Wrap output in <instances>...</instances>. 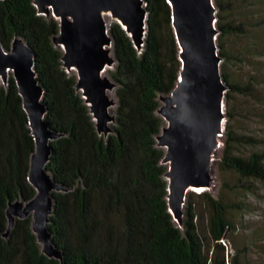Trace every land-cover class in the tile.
Returning <instances> with one entry per match:
<instances>
[{
  "label": "trees",
  "instance_id": "16d2710c",
  "mask_svg": "<svg viewBox=\"0 0 264 264\" xmlns=\"http://www.w3.org/2000/svg\"><path fill=\"white\" fill-rule=\"evenodd\" d=\"M213 1L218 10L216 43L224 61L221 74L228 84L225 113L229 120L236 117L238 96H255L264 74L245 81L225 69L224 64L239 59L225 46L227 38L245 34L246 26L237 19L230 0ZM145 2L147 27L141 49L118 22L108 26L116 58L109 75L117 83V104L113 131L105 136L97 132L89 106L75 88L76 75L63 67L62 48L52 42L59 21L39 14L33 0H0V43L8 50L13 38L20 36L32 48L44 87L45 118L51 128L63 133L51 141L47 163L52 177L67 188L53 191L49 223L63 264H226L221 240L234 226L228 214L231 207L222 196L207 190L196 194L207 212L206 242L189 192L182 228L168 209L167 165L161 162L164 150L155 139L163 119L156 110L158 94H167L175 86L181 61L170 4ZM255 24L263 26L264 15ZM248 53L264 56V45L251 44ZM259 91L264 100V90ZM245 129L236 121L225 124L218 169L234 173L241 184L264 183V146L261 138ZM34 147L10 73L7 83H0V264H61L41 251L31 216L16 218L8 234L2 235L8 201H26L35 195L28 180ZM243 147L251 148L242 152ZM227 255L229 264H241L237 254Z\"/></svg>",
  "mask_w": 264,
  "mask_h": 264
},
{
  "label": "water",
  "instance_id": "95a60500",
  "mask_svg": "<svg viewBox=\"0 0 264 264\" xmlns=\"http://www.w3.org/2000/svg\"><path fill=\"white\" fill-rule=\"evenodd\" d=\"M171 7L174 34L181 61L173 89L159 93L156 112L163 119L156 134L157 145L164 150L161 160L167 165V204L173 220L182 228L183 204L191 188L210 187L212 163L220 145L228 84L221 74L222 56L216 43L217 7L213 0H167ZM39 14L59 21L52 42L63 50L61 60L66 71H74L75 88L89 106L99 134L113 131L111 123L117 104L112 95L117 83L106 73L116 58L112 49L106 15L118 22L141 49L147 27L145 0H33ZM32 48L24 38L15 36L10 49L0 43V82L6 84L11 73L22 98L35 147L30 155L28 180L35 189L29 200H9L6 207V236L16 218L31 216V229L41 251L63 264L62 250L54 243L49 226L53 212V191L67 188L56 181L47 163L51 141L63 135L51 128L45 118L47 105L44 87L39 82Z\"/></svg>",
  "mask_w": 264,
  "mask_h": 264
},
{
  "label": "rangeland",
  "instance_id": "374dc122",
  "mask_svg": "<svg viewBox=\"0 0 264 264\" xmlns=\"http://www.w3.org/2000/svg\"><path fill=\"white\" fill-rule=\"evenodd\" d=\"M230 2L237 19L245 23L246 32L240 36L227 38L228 41L225 46L229 48L230 53L239 59L234 63L224 64L225 69L245 81L251 75H257L260 78L264 74V56H257L248 52L251 44L260 43L264 45V25L257 26L255 24L264 15V0H230ZM113 21L114 19L110 16L107 20V26ZM221 63L223 65L224 61ZM114 65L106 66V74L109 75V72L114 69ZM70 72L75 74L74 71ZM260 89L264 90V83L255 89V96H238L234 103L236 105L235 119L228 120L227 117L225 118L220 145L216 149L212 163L213 182L211 186L202 190L190 189L188 191L197 215L198 230L205 237V242L206 239L208 240L207 212L203 207L202 199L196 194L207 190L215 197L222 196L225 202L230 205L228 214L234 227L228 229L226 237L221 240L225 248L226 264L231 263L227 253L229 255L237 254L241 264H264V183L247 180L241 184L234 173L220 171L217 164V159L222 154L223 133L227 122L231 124L235 121L236 123L239 122L241 128H246L245 131L248 130V132H252L261 138L264 146V100L261 99ZM111 93L115 95L114 91ZM160 104L161 101L159 100ZM114 108L115 106L111 108L113 113ZM250 148L243 147L240 148V151L246 152ZM187 204V198H185L184 211ZM209 243H211L210 239Z\"/></svg>",
  "mask_w": 264,
  "mask_h": 264
},
{
  "label": "bare ground",
  "instance_id": "6f19581e",
  "mask_svg": "<svg viewBox=\"0 0 264 264\" xmlns=\"http://www.w3.org/2000/svg\"><path fill=\"white\" fill-rule=\"evenodd\" d=\"M105 17H106V19L108 20L109 17H110V14H107ZM107 67H108V66H107ZM107 67L105 68V70H104L103 73H106V71H107ZM191 189H199V190H202V189H205V188H191Z\"/></svg>",
  "mask_w": 264,
  "mask_h": 264
}]
</instances>
